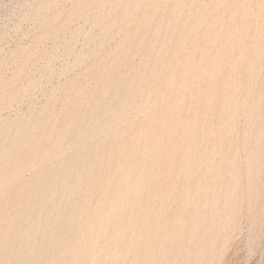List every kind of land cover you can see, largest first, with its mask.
Wrapping results in <instances>:
<instances>
[{"label":"rangeland","instance_id":"obj_1","mask_svg":"<svg viewBox=\"0 0 264 264\" xmlns=\"http://www.w3.org/2000/svg\"><path fill=\"white\" fill-rule=\"evenodd\" d=\"M89 263L264 264V0H0V264Z\"/></svg>","mask_w":264,"mask_h":264},{"label":"bare ground","instance_id":"obj_2","mask_svg":"<svg viewBox=\"0 0 264 264\" xmlns=\"http://www.w3.org/2000/svg\"><path fill=\"white\" fill-rule=\"evenodd\" d=\"M142 4H143V3H142ZM237 9H238V8H237ZM243 10H244V9H243ZM151 12H152V11H151ZM189 18H190V17H189ZM220 18H221V17H220ZM207 21H208V20H207ZM199 24H200V23H199ZM171 27H172V26H171ZM206 33H207V32H206ZM216 36H217V35H216ZM182 41H183V40H182ZM216 41H217V39H216ZM119 53H120V52H119ZM188 55H189V54H188ZM197 78H198V77H197ZM234 103H235V102H234ZM230 104H231V103H230ZM229 109H230V108H229ZM211 112H212V111H211ZM227 120H228V119H227ZM195 136H197V135H195ZM60 154H61V153H60ZM123 161H124V160H123ZM119 170H120V169H119ZM119 170H118V171H119ZM120 172H121V171H120ZM122 173H123V172H122ZM117 176H119V175H117ZM120 176H121V175H120ZM112 177H113V176H112ZM137 182H138V181H137ZM137 184H138V183H137ZM137 184H136V186H137ZM126 186H127V185H126ZM82 188H83V187H82ZM123 191H124V190H123ZM127 197H128V196H127ZM106 200H107V199H106ZM85 204H86V203H85ZM62 208H63V207H62ZM113 208H114V207H113ZM113 208H112V209H113ZM108 216H109V215H108ZM103 217H107V214H106V216L103 215ZM103 217H101V219H102ZM109 217L111 218V216H109ZM104 219H105V218H104ZM103 221H104V220H103ZM99 222H100V219H99ZM99 222H98V220H97L96 223H99ZM104 222H105V221H104ZM104 222H103V223H104ZM100 223H101V222H100ZM100 223H99V224H100ZM103 223H102V224H103ZM96 225H97V224H96ZM100 225H101V224H100ZM103 225H106V224H103ZM223 225H224V224H223ZM98 226H99V225H98ZM106 226H107V225H106ZM103 227H104V226H102L101 229H103L104 234H105L106 230H104ZM97 228L100 229V226H99V227L96 226V229H97ZM98 229H97V230H98ZM107 230H108V226H107ZM96 233H99V234H97V235H99V236L102 234V233L97 232V231H96ZM97 235H95V237H96ZM101 236H102V235H101ZM116 236H117V234H116ZM95 237H94V238H95ZM98 238H99V237H98ZM91 239H93V238H91ZM111 241H112V240H111ZM91 243H92V242H91ZM96 243H97V242H96ZM91 245H92V244H91ZM94 245H96V244H93V248H92V250L94 249ZM79 249H80V248H78V250H79ZM95 249H96V248H95ZM96 250H97V249H96ZM93 251H94V250H93ZM93 251H92V252H93ZM114 253H115V252H114ZM74 254H75V253H74ZM91 257H92V256H91ZM94 258H95V257H94ZM97 258H98V257H97ZM97 258H96V259H97ZM110 258H111V257H110ZM91 259H92V258H90L89 260H91ZM94 261H95V259H94ZM94 261H93V263H94ZM96 261H98V260H96ZM89 262H90V261H89ZM90 263H91V262H90ZM90 263H89V264H90ZM97 263H99V262H97ZM97 263H95V264H97Z\"/></svg>","mask_w":264,"mask_h":264}]
</instances>
